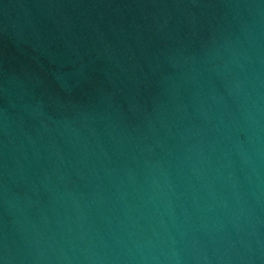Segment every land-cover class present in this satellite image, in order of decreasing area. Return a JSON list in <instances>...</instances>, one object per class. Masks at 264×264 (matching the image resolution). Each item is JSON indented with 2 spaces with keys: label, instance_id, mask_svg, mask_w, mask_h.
<instances>
[{
  "label": "water",
  "instance_id": "obj_1",
  "mask_svg": "<svg viewBox=\"0 0 264 264\" xmlns=\"http://www.w3.org/2000/svg\"><path fill=\"white\" fill-rule=\"evenodd\" d=\"M0 264H264V0H0Z\"/></svg>",
  "mask_w": 264,
  "mask_h": 264
}]
</instances>
